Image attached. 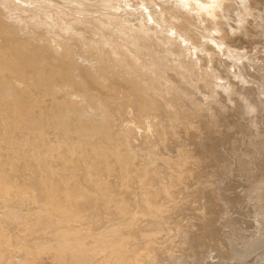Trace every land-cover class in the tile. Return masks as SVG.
<instances>
[{
    "label": "rangeland",
    "instance_id": "374dc122",
    "mask_svg": "<svg viewBox=\"0 0 264 264\" xmlns=\"http://www.w3.org/2000/svg\"><path fill=\"white\" fill-rule=\"evenodd\" d=\"M163 1L0 0V264H259L264 0Z\"/></svg>",
    "mask_w": 264,
    "mask_h": 264
},
{
    "label": "bare ground",
    "instance_id": "6f19581e",
    "mask_svg": "<svg viewBox=\"0 0 264 264\" xmlns=\"http://www.w3.org/2000/svg\"><path fill=\"white\" fill-rule=\"evenodd\" d=\"M163 1V0H162ZM169 1V0H168ZM220 0H218V2H219ZM239 1V0H238ZM241 1V0H240ZM239 1V2H240ZM251 1V0H250ZM249 1V2H250ZM256 1V0H255ZM164 2V1H163ZM163 2H161L162 4H167L166 3V1L163 3ZM171 2H173L172 3V7H173V5H176V7L177 8H179V3H182V4H189V6H190V4H195V5H197L198 7H199V9H203L202 11H204L205 13H206V11L208 10V8H210V7H205V6H209L210 4H213V3H215V2H213V3H211L210 2V0H172ZM171 2H168V4L169 3H171ZM179 2V3H178ZM260 2V1H259ZM256 3H258V2H256ZM164 4V5H165ZM167 4V5H168ZM250 4V3H249ZM252 5V4H251ZM169 6V5H168ZM167 6V7H168ZM192 6V5H191ZM249 6V5H248ZM253 6V5H252ZM170 7H171V5H170ZM176 7H175V9H176ZM182 7V6H181ZM187 7V6H186ZM193 7H194V5H193ZM235 7V6H234ZM239 7V6H238ZM242 7H243V9H244V6H243V4H242ZM262 8H258V11L261 13V15L260 16H262L261 17V20L258 22V24H256L255 23V21L252 19V23L251 24H249L248 23V21L247 20H245L244 18L240 21V27L238 28V30H236L235 28H233V29H231V31L233 32V38H231L230 36H229V38L231 39V41L230 42H234V41H236V39H238L239 38V35H240V38H241V40H243L245 43H246V45L249 43V42H251V41H255L256 43L259 41V43L261 44V43H263L264 42V6H261ZM251 8V7H250ZM169 9V11H171L170 9L171 8H167V10ZM188 9V8H187ZM191 10H192V8H190ZM194 9V8H193ZM207 9V10H206ZM216 8L214 7V10H215ZM231 9V8H230ZM246 9H247V7H246ZM177 10H180V11H182L181 9H177ZM176 10V11H177ZM184 10V9H183ZM235 10V9H234ZM252 10H254L253 8H252ZM173 11V10H172ZM176 11H173L174 13L176 12ZM186 11V10H185ZM190 11V10H189ZM194 11H195V9H194ZM201 11V10H200ZM201 11V12H202ZM209 11V10H208ZM207 11V12H208ZM229 11V10H228ZM239 11H241V9H240V7H239ZM247 11V14H248V18L249 17H252V18H254L253 16L254 15H252L251 13V11L250 10H246ZM235 12V11H234ZM245 12V11H244ZM254 12V11H253ZM179 13V12H178ZM187 13V12H186ZM189 13V12H188ZM203 13V12H202ZM201 13V14H202ZM214 14L216 13V10H215V12H213ZM217 13H219L218 11H217ZM255 14H256V12H254ZM175 14H177V13H175ZM220 14H221V12H220ZM220 14H219V16H220ZM233 14V13H232ZM245 14V13H244ZM0 15H1V13H0ZM180 15V14H179ZM181 15H183L182 13H181ZM186 15V14H185ZM190 15H193V14H190ZM198 15V14H197ZM205 14H203V16H204ZM213 15V14H212ZM222 15V14H221ZM250 15V16H249ZM187 16V15H186ZM196 15H194L193 16V18L195 17ZM1 17V16H0ZM192 16H190L189 18H191ZM201 18H202V15L200 16ZM199 17V18H200ZM186 18V17H185ZM197 18V17H196ZM205 18H206V16H205ZM205 18H202L203 20H201L202 22L204 21V22H206V25L208 24L207 23V21H205L204 19ZM248 18H246V19H248ZM10 19V18H9ZM8 19V20H9ZM195 19V18H194ZM198 19V18H197ZM256 20V19H255ZM10 21V20H9ZM12 21V20H11ZM195 21V20H194ZM201 21H198L197 20V22L198 23H200ZM256 21H258V20H256ZM202 22H201V24H202ZM249 22H250V20H249ZM204 24V23H203ZM202 27H205V25H203ZM208 27V26H207ZM222 28V27H221ZM237 31V32H236ZM236 32V33H235ZM255 32H256V36H255V38L254 37H252L253 35H255ZM254 33V34H253ZM253 34V35H252ZM226 35V34H225ZM252 35V36H251ZM228 38V37H227ZM37 40V39H36ZM34 41V40H33ZM36 43V42H35ZM243 43V42H242ZM252 43V42H251ZM250 43V44H251ZM37 44V43H36ZM238 44H241V43H239L238 42ZM249 44V45H250ZM237 45V44H236ZM252 45V44H251ZM250 45V46H251ZM255 45V44H254ZM37 46H38V44H37ZM262 46V45H261ZM41 47V46H40ZM252 47V46H251ZM16 51H17V49H15ZM2 51V48L0 49V52ZM21 53L22 54H29V51H28V53H26V52H24L23 53V50H21ZM19 54V53H18ZM17 64H20L21 65V63L20 62H17ZM52 64V63H51ZM15 67V66H14ZM14 67H12V68H10V69H5V71L4 72H8L10 75H13L12 74V72L14 71ZM232 67V66H231ZM53 68V67H52ZM224 68V71H225V73H227L228 75H230V74H232V73H230V66H224L223 67ZM24 70H25V68H24ZM10 71H12V72H10ZM232 76H233V74H232ZM101 79V78H100ZM97 82H99V81H97ZM242 83V82H241ZM239 84V83H238ZM253 84V83H252ZM253 85H255V84H253ZM258 85V84H257ZM235 86V85H234ZM14 90V89H13ZM256 91V89L254 88V87H251V89H249V91H247V94L249 95H251V97L252 98H254L255 96V92ZM260 92V91H259ZM262 92V91H261ZM261 94V93H260ZM261 97V96H260ZM17 99V98H16ZM14 101H15V97H14V99H13ZM247 100V99H246ZM246 100L244 101L245 103H246ZM21 101V100H20ZM20 101L18 100V101H15V105L17 106V104H19L20 103ZM248 101V100H247ZM244 102H242V103H244ZM22 103L23 102H21V104H19V105H22ZM96 103H97V101H96ZM244 103V104H245ZM100 103H98V105H99ZM246 106H248V104H245ZM260 105V104H259ZM4 106V105H3ZM153 106V105H152ZM241 106V105H240ZM245 106V107H246ZM250 106V105H249ZM11 107H13V106H11ZM20 107V106H19ZM104 107V109H105V111L106 112H108L109 114H111L110 112H109V110H108V108H107V106L105 107V106H103ZM102 107V108H103ZM153 107H155V106H153ZM251 107V106H250ZM14 108V107H13ZM18 108V107H17ZM16 108V109H17ZM101 108V107H100ZM248 108V107H247ZM244 109V108H243ZM253 109V108H252ZM251 109V110H252ZM12 110V109H11ZM245 110V109H244ZM247 110V109H246ZM245 114V113H244ZM111 118V117H110ZM150 118V117H149ZM112 119V118H111ZM253 123V122H252ZM264 126V125H263ZM109 129H111V128H109ZM199 130V129H198ZM123 139H125V138H123ZM128 139V138H127ZM126 141V140H125ZM124 141V142H125ZM263 141V140H262ZM123 142V141H122ZM123 142V143H124ZM127 142V141H126ZM127 144V143H126ZM120 145H122V144H120ZM202 146V145H201ZM205 146V145H204ZM124 147H127V146H124ZM130 147V146H129ZM128 147V148H129ZM189 147V146H188ZM192 147H194V146H192ZM68 148V147H67ZM100 150V149H99ZM130 150H131V152H133L134 153V151H133V149L132 148H130ZM64 151V150H63ZM126 151V150H125ZM129 151V150H128ZM62 153V152H61ZM119 153H122V152H119ZM69 154V153H68ZM72 154H74V153H72ZM123 154V153H122ZM121 154V155H122ZM125 154V153H124ZM70 155H71V153H70ZM99 156V155H98ZM120 157V154L119 155H116V154H112V153H109V154H107L106 155V158H107V162L109 161V160H113V162L114 161H116V160H118V158ZM158 157H160V156H158ZM65 158V157H64ZM113 158V159H112ZM122 158V157H121ZM120 158V160H122ZM67 159V158H66ZM71 159V158H70ZM259 159V158H258ZM161 160V159H160ZM260 160V159H259ZM119 161V160H118ZM155 161H159V158H158V160L157 159H155ZM190 161V160H189ZM119 162H122L123 163V160L122 161H119ZM125 162V161H124ZM160 162V161H159ZM122 163H120V164H122ZM263 163H264V161H263ZM125 165V164H124ZM156 165V164H155ZM184 166V165H183ZM186 166V165H185ZM181 168V167H180ZM183 168V167H182ZM181 170V169H180ZM188 171V170H187ZM180 173H181V171H180ZM179 174V173H178ZM182 174V173H181ZM184 175H185V173H184ZM181 176V175H180ZM183 176V175H182ZM179 177V176H178ZM182 178V177H181ZM264 181H262L261 182V184L258 186V189H257V192H256V195H253V194H246L245 195V193H244V197H249V199H250V203H251V201H252V203H251V205H249L248 206V208L250 207L251 208V210L253 211L252 213L254 214H257V207H258V210H259V213H261V218H263L264 216V183H263ZM220 183H218V185H219ZM216 185V184H215ZM222 185V184H221ZM99 186V185H98ZM223 186V185H222ZM52 187V186H51ZM215 187V188H214ZM213 187V190H215L216 189V186H214ZM52 189H53V187H52ZM100 189H101V186H100ZM104 190V189H103ZM103 190H101V191H103ZM53 191H55V190H53ZM50 192H51V190H50ZM246 192V191H245ZM56 193V192H55ZM206 194V193H205ZM52 195H54V192L52 193ZM52 195H50L53 199L55 198V196L53 197ZM56 195H57V193H56ZM75 195V194H74ZM67 195H65V197H66ZM68 196H70V195H68ZM50 197V198H51ZM207 197H208V199H210V197H211V195L210 194H208L207 195ZM218 197H219V195H218ZM220 197H221V199H222V203L225 205V206H227L228 204L227 203H225V202H223V200H224V197H222L221 196V194H220ZM251 197H252V199H251ZM66 198H69V197H66ZM65 198V199H66ZM73 198V197H72ZM74 198H75V196H74ZM56 199H57V197H56ZM60 199V198H59ZM70 199V198H69ZM248 199V200H249ZM253 199H254V201H255V203H253L254 201H253ZM70 200H72V199H70ZM49 201V200H48ZM52 201V200H51ZM50 201V204H52V202ZM69 201V200H68ZM74 201V202H73ZM73 201H72V203H74L75 204V199H73ZM227 201V200H226ZM64 202H66V201H64ZM47 203V202H46ZM69 203H70V201H69ZM65 204H68V203H65ZM73 204V205H74ZM70 206V205H69ZM229 206V205H228ZM246 206V205H245ZM252 206V207H251ZM240 207V206H239ZM59 208V207H58ZM61 208V207H60ZM67 208H68V206H67ZM247 208V207H246ZM65 209V208H64ZM63 209V210H64ZM72 208H70V210H71ZM74 209V208H73ZM72 209V210H73ZM255 217V216H254ZM257 217H259V215L257 214ZM252 220V219H251ZM259 228H258V231H259V235L256 237V239H255V243H256V246H255V250H254V252H252V253H254V254H259V264H264V219L263 220H260L259 222ZM257 223V224H258ZM235 226V225H234ZM251 229V228H250ZM253 230V229H252ZM226 232V231H225ZM213 234V233H212ZM217 234V233H216ZM216 234H214V235H216ZM217 237H219L218 236V234L216 235ZM210 237V236H209ZM214 237V236H213ZM212 237V238H213ZM216 237V238H217ZM215 238V237H214ZM215 238V239H216ZM210 239V238H209ZM229 239H231V237L229 238ZM226 240V239H225ZM232 240H233V238H232ZM215 241H217V240H214V242ZM219 241V240H218ZM220 242V241H219ZM230 242V241H229ZM97 243V242H96ZM100 243V242H99ZM103 243H106V242H103ZM216 243V242H215ZM236 243V242H235ZM222 244V243H221ZM233 244V243H232ZM226 246H227V244H225ZM224 245V246H225ZM246 245V244H245ZM254 245V244H253ZM210 246V245H209ZM208 246V247H209ZM224 246H222V247H224ZM248 246V245H247ZM89 247V246H88ZM97 247H98V245H97ZM96 247V248H97ZM207 247V248H208ZM239 247V246H238ZM204 248H206V247H204ZM206 248V249H207ZM226 248V247H225ZM232 248V247H231ZM88 249V248H87ZM95 249V248H94ZM206 249H204V251H206ZM209 249H211V247H209ZM228 249V248H227ZM96 250V249H95ZM229 250V249H228ZM210 251V250H209ZM221 252V251H220ZM64 253V252H63ZM212 254V253H211ZM251 254V253H250ZM253 254V255H254ZM209 255V254H208ZM213 255V254H212ZM217 255V254H216ZM218 255H220V253H218ZM231 255H232V253H231ZM83 256V255H82ZM205 256V255H204ZM211 256V255H210ZM258 256V255H257ZM208 257V256H207ZM207 257H206V259H207ZM224 257H226V255H224ZM251 257V256H250ZM70 258H71V256H70ZM74 258V257H73ZM209 258V257H208ZM212 258H214V257H212ZM216 258H219L218 256H216ZM252 258V257H251ZM72 259V258H71ZM75 259V258H74ZM253 259V258H252ZM82 260V259H81ZM200 260V259H199ZM207 260H209V259H207ZM216 260V259H215ZM249 260V259H248ZM76 261V260H75ZM205 261V260H204ZM210 261V260H209ZM214 260H212V262H213ZM223 261V260H222ZM234 261H235V258H234ZM245 261V260H244ZM243 261V262H244ZM247 261V260H246ZM245 261V262H246ZM208 262V261H207ZM211 262V261H210ZM225 262V261H224ZM224 262H223V264H224ZM239 263L241 262V261H238ZM242 262V263H243ZM249 263L251 262L250 260L248 261ZM248 262H247V264H248ZM203 263H205V262H203ZM216 263V262H215ZM226 263H228L227 261H226ZM235 263V262H234ZM239 263H237V264H239ZM251 263H253V262H251ZM135 264V263H134ZM212 264V263H211ZM217 264H218V262H217ZM230 264V263H229ZM233 264V263H232ZM245 264V263H244Z\"/></svg>",
    "mask_w": 264,
    "mask_h": 264
},
{
    "label": "clouds",
    "instance_id": "9594fccd",
    "mask_svg": "<svg viewBox=\"0 0 264 264\" xmlns=\"http://www.w3.org/2000/svg\"><path fill=\"white\" fill-rule=\"evenodd\" d=\"M205 7H210V5L209 6H205Z\"/></svg>",
    "mask_w": 264,
    "mask_h": 264
}]
</instances>
